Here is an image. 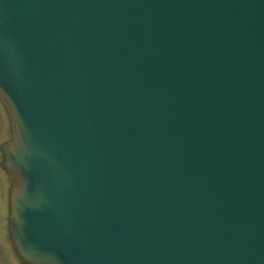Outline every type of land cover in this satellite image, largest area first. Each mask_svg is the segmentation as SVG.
<instances>
[{
	"label": "water",
	"instance_id": "obj_1",
	"mask_svg": "<svg viewBox=\"0 0 264 264\" xmlns=\"http://www.w3.org/2000/svg\"><path fill=\"white\" fill-rule=\"evenodd\" d=\"M0 103L24 264H264V0H0Z\"/></svg>",
	"mask_w": 264,
	"mask_h": 264
},
{
	"label": "rangeland",
	"instance_id": "obj_2",
	"mask_svg": "<svg viewBox=\"0 0 264 264\" xmlns=\"http://www.w3.org/2000/svg\"><path fill=\"white\" fill-rule=\"evenodd\" d=\"M10 139L9 122L6 113L0 103V147L2 143ZM2 153L0 149V264H24L15 250L11 242L9 232L7 230L8 216V189L9 178L1 167Z\"/></svg>",
	"mask_w": 264,
	"mask_h": 264
}]
</instances>
